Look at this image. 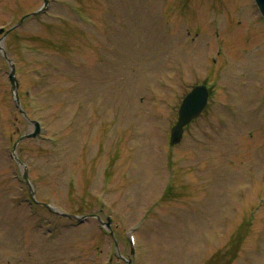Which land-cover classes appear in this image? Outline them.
Segmentation results:
<instances>
[{
    "label": "rangeland",
    "instance_id": "1",
    "mask_svg": "<svg viewBox=\"0 0 264 264\" xmlns=\"http://www.w3.org/2000/svg\"><path fill=\"white\" fill-rule=\"evenodd\" d=\"M77 1L89 15L109 16L108 0ZM233 1L236 13L231 12ZM41 2L0 0V26L10 28ZM252 2L209 0L208 13H202L195 25L189 24L203 38L197 41L195 51L183 44L180 30L185 25H178L179 42L175 36L166 47L186 51L189 55L182 51L172 54L174 58L186 57L185 65L179 60H146L140 55L133 60L137 56L135 46L125 43V38L121 48L114 49L113 35L102 29L100 19L94 21L103 30V45L99 46L96 33L94 39L82 41L84 27L72 18L63 25L53 18L54 27L47 31V17L41 15L37 20L30 15L25 18V26L19 28L20 36L8 33L2 44L17 59L16 73H25L27 65L26 57L20 59L15 50L20 37L28 43L36 40L40 48L61 50L60 59L52 61L55 71L49 70L54 77L49 87L44 83L40 90L30 79L20 81L21 86L29 85L40 93L35 98L44 108L41 113L47 127L52 132L62 129V147L58 145L57 149L63 151L50 149L48 141L44 144L29 138L17 146L29 163L30 174L37 177L41 193L50 194L69 213L98 212L93 200L103 176L109 174L113 186L104 200L113 206L104 210L121 212V223L137 227L144 209L149 204L154 206L147 228L136 230L147 264H264V79L258 87L255 81L264 72V60L257 55L258 47H262L264 56V24ZM153 3L158 4L155 0ZM116 5L124 13L121 2ZM162 6L159 3L155 10ZM199 8L201 13L202 5ZM51 11L66 14L55 5ZM132 24L131 33L140 39L145 31ZM229 26L238 29L226 38L227 42L231 39L229 65L224 72L229 81L222 78V83H229L234 95L230 97L231 91L224 85L213 88L204 112L185 127L182 142L171 147L169 129L175 122L180 99L194 83L205 80L209 84L219 74L213 67L220 70L228 51L224 56L214 53L213 62L217 59L218 63L213 64L204 54L213 52V43L219 46L220 28ZM245 27L250 29L252 39L258 37V44H253L257 50L241 45L246 40ZM45 39L48 44L43 42ZM142 43L138 52L146 57L164 48L157 36L152 44L148 40ZM44 56L38 58L43 60ZM190 60L198 71L188 69ZM0 67V129L8 139L6 143L0 140V233L5 237L11 233L18 243L24 240V251L17 255L0 250V264H20V258L22 264H104L107 236L99 231L95 218L75 228L41 209L37 215L52 226L47 230L51 235L42 233L50 225L40 230L35 224L32 227L35 218L29 216L28 204L17 197L22 188L7 169L8 150L30 128L14 107L8 67L3 69L1 61ZM230 108L238 112L233 118ZM169 162L172 169H168ZM68 173L75 175L70 188L66 184ZM165 189L172 193L167 195ZM258 202L261 207L256 211ZM150 225L152 230L156 227V232L149 230ZM114 233L118 253L126 256L122 233L119 229ZM5 246L20 250L14 241ZM74 247L80 256H73ZM111 263L125 264L116 256Z\"/></svg>",
    "mask_w": 264,
    "mask_h": 264
},
{
    "label": "water",
    "instance_id": "2",
    "mask_svg": "<svg viewBox=\"0 0 264 264\" xmlns=\"http://www.w3.org/2000/svg\"><path fill=\"white\" fill-rule=\"evenodd\" d=\"M10 80L12 82V91H13V93L15 95L16 89H15V83H14V79H13V74L10 75ZM202 90L205 93L204 88H196L195 91L193 92V94H196V95H194L187 102H184L183 106H181V109H180L181 112H180V117H179L178 123L172 129L173 132H172V136H171V140H170L172 144L176 143L177 140L180 138L181 133H182V126L186 122H188L190 118L194 117L192 115L197 111V109H199V107L200 108L203 107V102H205V99H204L205 95H204V97L201 98V104H199L200 101L198 100V95L201 94ZM197 114H198V112L196 114H194V115H197ZM190 116H192V117H190Z\"/></svg>",
    "mask_w": 264,
    "mask_h": 264
}]
</instances>
